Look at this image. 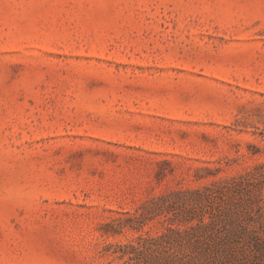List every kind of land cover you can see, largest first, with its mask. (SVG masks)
<instances>
[{
  "label": "rangeland",
  "instance_id": "rangeland-1",
  "mask_svg": "<svg viewBox=\"0 0 264 264\" xmlns=\"http://www.w3.org/2000/svg\"><path fill=\"white\" fill-rule=\"evenodd\" d=\"M0 264H264V0H0Z\"/></svg>",
  "mask_w": 264,
  "mask_h": 264
}]
</instances>
